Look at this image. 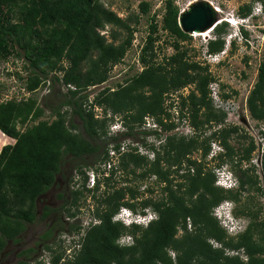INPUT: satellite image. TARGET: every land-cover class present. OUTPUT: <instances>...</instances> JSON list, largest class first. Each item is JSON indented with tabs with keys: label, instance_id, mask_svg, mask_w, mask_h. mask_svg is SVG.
<instances>
[{
	"label": "trees",
	"instance_id": "obj_1",
	"mask_svg": "<svg viewBox=\"0 0 264 264\" xmlns=\"http://www.w3.org/2000/svg\"><path fill=\"white\" fill-rule=\"evenodd\" d=\"M149 8L148 2L140 1L136 13L121 18L100 0H0V60L21 59L22 68L28 71L25 92L47 85L41 104L32 96L0 101V132L12 141L0 147V254L8 243L21 241L27 225L59 211L67 219L74 217L78 200L89 194L96 203L85 227L75 222L64 227L62 215L56 216L49 229L45 223L40 240L50 253V264H264V215L259 208L242 204L238 213L247 222L234 235L227 234L211 215L219 202L238 203L242 193L264 196V153L258 173L249 162L255 148L252 137L236 124H226L225 111L214 108L208 95L214 78L207 64L191 59L181 46L190 36L178 27L179 9L172 0H164L158 24L154 14L149 16L138 54L141 68L112 87H100L130 47L139 15ZM249 12V5L238 8L241 17ZM226 24L213 26V38L206 40L203 53L223 49ZM106 26L108 32L101 33ZM158 30L171 38L173 50L160 58ZM240 31L245 38L247 33ZM66 85L72 89L61 92L59 87ZM187 86L191 89L179 95L176 104L178 118L186 121L192 133L161 136L159 131L167 133L175 127L167 98ZM90 87H98L91 96ZM219 96L226 100L230 94L220 92ZM245 108L251 119L264 122V49ZM45 110L47 117L42 118ZM115 117L124 131L111 134L107 128ZM147 117L158 131L140 129ZM136 134L157 139L156 144L139 143L151 157L132 144ZM233 137L241 139L237 146L230 143ZM126 139L131 141L120 150ZM211 142L222 152L207 159ZM194 152L198 158L192 157ZM65 159L77 161L70 168L79 175V184L73 182L76 187L67 188L68 201L59 193L56 197L62 202L57 208L43 205L37 214L36 204L55 184V177H65L61 172ZM214 160L219 163L209 166ZM106 162L112 164L101 166L100 171L98 166L91 167ZM222 164L232 171L236 188L214 185L212 168ZM86 169L94 171L89 187ZM117 171L140 179L152 177L159 197L142 198L139 186L127 184V178L115 186ZM69 181L71 177L65 184ZM119 207L149 208L155 217L146 227L125 226L112 219ZM56 228L78 234L77 247L66 259L63 249H54L47 241ZM120 236H129L131 243L119 244ZM33 251L32 247L19 251L21 258L14 264H29Z\"/></svg>",
	"mask_w": 264,
	"mask_h": 264
},
{
	"label": "rangeland",
	"instance_id": "obj_2",
	"mask_svg": "<svg viewBox=\"0 0 264 264\" xmlns=\"http://www.w3.org/2000/svg\"><path fill=\"white\" fill-rule=\"evenodd\" d=\"M140 1H146L149 3L150 8L148 13L139 15V21L135 25V30L133 31L131 45L127 49L124 54L122 60L113 65L110 68L108 73V77L106 81L100 85L112 87L115 83L121 82L124 78L131 75L135 71L141 68V64L138 61V54L140 51L141 46L144 43V38L147 33V25L149 22V16L154 14L155 20L157 24L160 21V16L162 13L163 3L164 0H100L110 10L114 11L117 16L124 18L129 13H136L137 12V4ZM173 3L178 7L179 10L184 9L187 4L200 1V0H172ZM210 2L216 9H218L217 13V22H223L224 19L227 18H234L240 19L242 18L238 13V8L245 4L250 6V12L253 13L255 10L257 11V1L258 0H206ZM257 7V8H256ZM258 16L256 18H249L245 19L244 21L248 24L246 25V39H237L226 43V40L230 41V36H232L233 29L226 24L225 33L222 35L224 39V46L219 55L214 57H207V55L203 54L204 52V44L206 40L213 38V33L210 31L206 36H198L195 32L189 33L190 39L188 41L182 42L181 46L187 49L188 56L196 61L205 62L208 66V71L214 78L215 86L217 88L218 93H228L230 97L225 101V105L228 107L229 110V119L225 121L226 124H236L241 129L244 130L246 134L250 137L254 136L256 129L259 127L264 128V122L256 121L249 117L248 112L245 108V97L251 88L253 82L255 81L256 76V68L258 62L260 61L262 51L264 49V12L260 11L257 13ZM109 30V26H106L105 31H101V33H107ZM158 40L156 42V52L157 57L160 58L162 55H168L172 53L171 38L165 35L161 30L157 32ZM28 73L22 68V61L20 58L9 56L6 60H0V101H4L9 98H22L26 96L35 97L39 104L43 97L46 94L47 86L44 85L38 88L33 93H27L23 89V82L24 76ZM19 76V77H18ZM98 87H90L87 91L89 92L90 96L93 95L94 92ZM191 86L184 87L179 91L169 95L167 98V103L171 102V106H168V111L170 113V120L175 124V127L167 132L159 131L161 136L166 134H176V135H190L192 133L191 128L187 125L185 120L178 118V105L176 104L177 98L179 95H185ZM59 90L64 92L65 89L60 86ZM233 91L235 93H233ZM47 110L44 111V115L42 118L47 117ZM116 126V125H115ZM143 130H151V129H158L153 124L150 118H146L144 122ZM1 133V132H0ZM2 134V133H1ZM0 134V147L3 144L12 142L7 136H3ZM205 134H208V130L205 131ZM135 141H133V145L137 146V150L142 154H147L148 157H151L150 152L142 147L139 143L140 141H145L146 143H157V139L149 134V135H142L136 134ZM241 139H233L230 140V143L233 146H237V142H240ZM131 140L126 139L122 141L124 148L127 142ZM216 142V141H215ZM245 143V141H243ZM255 153L251 154V159L255 157ZM193 158H198V153L194 152L192 154ZM111 160L112 163L115 164L116 157L112 156ZM86 161H91V158H86ZM77 161H69L64 160L61 172L65 174L64 178H61L59 175L55 177V185L53 188L51 187L48 191L44 194L43 198H40L36 204V213L39 214L41 211V207L43 205H47L49 202V207L57 208L62 199L57 198L56 195L59 193H63V198H66L68 201L67 195V188L76 187V182L79 184V175L75 174L73 170L70 168L71 163H75ZM109 162V164H112ZM219 163L218 160L209 161L208 165L212 166ZM250 164L251 163L250 161ZM245 166L244 164H242ZM98 166L100 171L101 165L92 164L91 167ZM229 169V166L226 164ZM255 166V165H254ZM256 172H258V168L255 166ZM86 172L91 171L92 169H86ZM230 170V169H229ZM231 171V170H230ZM92 172H94L92 170ZM232 172V171H231ZM90 173V172H89ZM259 173V172H258ZM68 177H71V181H69V185H66L65 182ZM115 181V186L123 185V178H127L129 185H138L140 196L144 197H151L152 199L159 197V187L154 182L152 177L147 178H137L132 177L130 175H125L121 171H117L115 176L113 177ZM100 190L103 186L99 187ZM146 188H149L151 191L147 192ZM251 204L253 210L259 208V214L264 215V196H259L255 192H245L241 195V200L238 203H233V213L235 210H240L243 203ZM95 200L90 197L89 194H84L77 202V212L76 215L72 218L65 219V214L62 212H55L54 215H62L63 221H65L64 227H67L70 223H78L82 227H85L89 221L92 220L91 218V210L95 206ZM73 209V208H72ZM53 214V213H52ZM51 216V215H50ZM49 216V218H50ZM46 218L45 220L34 222L32 224L27 225L26 231L23 237V242H18L17 244H10L8 243L7 248L2 251L0 254V264H14L17 260L21 257L17 256V252L24 249L25 247L32 246V242L25 241V239L30 237L32 233H39L45 228V223L48 222L50 219ZM56 230V231H55ZM55 233L53 234L52 238L48 240V244H51V247L54 249H63V259H66L75 249L76 240L78 234L69 233L67 231H61V229H54ZM59 246V247H58ZM50 253L43 249L42 246L37 248L34 247V253L29 255V264H35L36 261H40L43 264H50L49 262Z\"/></svg>",
	"mask_w": 264,
	"mask_h": 264
},
{
	"label": "built area",
	"instance_id": "obj_3",
	"mask_svg": "<svg viewBox=\"0 0 264 264\" xmlns=\"http://www.w3.org/2000/svg\"><path fill=\"white\" fill-rule=\"evenodd\" d=\"M260 1L264 2V0H258L257 1L258 8L256 7L257 11L255 10L254 13H258L261 11V6L259 4ZM241 39H245V38L241 37L240 40ZM220 52L214 53V54H205V53H203V54L207 55V57H214V56L219 55ZM213 85L215 86L214 82H212L208 85V89H209L208 95L211 99V102H212L214 108L221 109V110L225 111V113H226L225 121H228V119L230 117V116H228L230 114L228 107L225 105V101L220 98L217 88L213 87ZM62 87L65 90L67 87L72 89V86H70V85H66V86H62ZM46 92H47V89H46ZM107 130L111 134H116V133H120V132L124 131V127L120 124L118 118L115 117L109 123ZM253 135L254 136H251V137H252L253 143L255 145V148H254L252 153H255L254 154L255 157H253L252 159L250 158L249 162L251 161V163H253V165H255L259 170L260 158H261V155L264 153V128L262 126L257 128L255 134H253ZM123 146H124L123 144H120V147H119L120 150H123V148H124ZM219 152H222V148L218 144H216L215 142H211L210 143V149L208 151L206 158L210 159L211 157H214ZM108 154L110 157H112L114 155L113 150H110L108 152ZM103 165L105 166V168H108L110 166L109 162H106L104 164L102 163L101 166H103ZM89 172H86V174L88 176V181H87L88 187L92 185V182L94 180V172H92V171H89ZM212 172L215 176L214 185H216L220 188H223V189L236 188L237 180L234 177V175L232 174V172L228 169L226 164H222V165L213 167ZM231 210H232V204L229 201H221L212 208L211 215L218 221L219 225L226 231L227 234L234 235L244 228L245 223H244V221H242L238 218H235L233 216ZM131 221L136 222V223H142V225H144L143 221H147V217H145L143 215H139L136 213L134 215V217L131 219ZM128 222H130V220H126L125 223H128ZM188 226H189V224H187V227ZM124 240H126V241L130 240L129 236H125ZM212 244L214 246L217 245L216 243H213V242H212ZM229 253L231 254V253H235V252H229ZM170 255L171 256L173 255L172 252L170 253Z\"/></svg>",
	"mask_w": 264,
	"mask_h": 264
},
{
	"label": "water",
	"instance_id": "obj_4",
	"mask_svg": "<svg viewBox=\"0 0 264 264\" xmlns=\"http://www.w3.org/2000/svg\"><path fill=\"white\" fill-rule=\"evenodd\" d=\"M214 7L206 0L194 1L179 10L177 25L185 33L211 29L217 22Z\"/></svg>",
	"mask_w": 264,
	"mask_h": 264
},
{
	"label": "clouds",
	"instance_id": "obj_5",
	"mask_svg": "<svg viewBox=\"0 0 264 264\" xmlns=\"http://www.w3.org/2000/svg\"><path fill=\"white\" fill-rule=\"evenodd\" d=\"M259 4L261 6V11L264 12V2L260 1ZM256 16H258V14L253 12V13H249V15L245 17L240 18L239 20L234 19L233 17L224 19L223 21H225L229 25V27L233 29L232 36H230L231 40L230 41L226 40V43L240 39L242 37L240 29L244 30L245 32L247 31L245 28L248 23L245 22L244 20L249 19V18L253 19V18H256ZM136 213L147 217V221H143L144 225H142V223H136V222L131 221V219L134 217ZM154 217H155V214L149 208H144L141 211L139 210L132 211L131 209L127 207H119L118 210L112 215V219L114 221H119L125 226L136 224V225L145 226V227L147 226V223L150 222ZM126 220H130V222L125 223ZM124 237L125 236H120L116 239V241L122 245L125 243H131L130 240H127V241L124 240Z\"/></svg>",
	"mask_w": 264,
	"mask_h": 264
},
{
	"label": "flooded vegetation",
	"instance_id": "obj_6",
	"mask_svg": "<svg viewBox=\"0 0 264 264\" xmlns=\"http://www.w3.org/2000/svg\"><path fill=\"white\" fill-rule=\"evenodd\" d=\"M55 184H53V186H54ZM53 186H52V188H53ZM44 197V195L41 197V198H43ZM46 203H47V205H49V202H47V200H46ZM50 216V215H49ZM49 218V217H48ZM50 220L48 221V224H49V226L47 227V229H49L50 228V226L53 224V222L55 221V219H56V215H54V213L53 214H51V216H50V218H49ZM65 219H67V217H65ZM62 222H63V224H65V221H63L62 220ZM45 229V228H44ZM43 229V230H44ZM43 230L41 231V232H39V233H32V234H30V237L29 238H27V239H25V241H28V242H32V246H29V247H32V248H34V247H36L37 246V248L39 247V246H42V242H41V240H40V236L42 235V233H43ZM46 230V229H45ZM56 231V230H55ZM55 231L54 230H52V234H51V236H50V238H48V240H50L51 238H52V236H53V234L55 233ZM24 234H25V232H24ZM24 234H23V236H22V239H21V242H23V237H24ZM47 240V241H48ZM28 247V246H27ZM7 248V246L5 247V249ZM26 248V247H25ZM21 251V250H20ZM19 252V251H18ZM17 252V253H18ZM32 253H34V251L32 252ZM31 253V254H32Z\"/></svg>",
	"mask_w": 264,
	"mask_h": 264
},
{
	"label": "crops",
	"instance_id": "obj_7",
	"mask_svg": "<svg viewBox=\"0 0 264 264\" xmlns=\"http://www.w3.org/2000/svg\"><path fill=\"white\" fill-rule=\"evenodd\" d=\"M223 201H229V202L232 204V210H231V212H232L233 216H234L235 218H238V219L244 221V223L246 224V222H247V218L244 217L243 215L239 214V213H238L239 210H235L234 213H233V203H232V201H231V200H228V199H227V200H223Z\"/></svg>",
	"mask_w": 264,
	"mask_h": 264
},
{
	"label": "bare ground",
	"instance_id": "obj_8",
	"mask_svg": "<svg viewBox=\"0 0 264 264\" xmlns=\"http://www.w3.org/2000/svg\"><path fill=\"white\" fill-rule=\"evenodd\" d=\"M211 4V3H210ZM212 5V4H211ZM213 6V5H212ZM214 7V6H213ZM214 10H215V12H216V14L218 13L217 11H218V9H216L215 7H214ZM213 28V27H212ZM212 28L211 29H208V30H205V31H200V32H195L198 36H206L208 33H210V31L212 30Z\"/></svg>",
	"mask_w": 264,
	"mask_h": 264
}]
</instances>
